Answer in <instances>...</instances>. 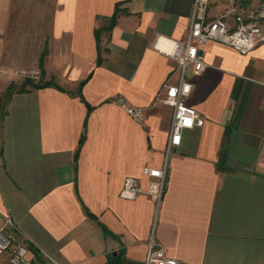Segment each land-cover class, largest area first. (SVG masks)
<instances>
[{
  "label": "crops",
  "instance_id": "1",
  "mask_svg": "<svg viewBox=\"0 0 264 264\" xmlns=\"http://www.w3.org/2000/svg\"><path fill=\"white\" fill-rule=\"evenodd\" d=\"M50 1L42 52L7 35L25 31L12 15L43 32L39 10L0 0V224L10 215L18 239L62 264H143L152 229L178 264H264V41L246 52L200 46L206 67L188 69L185 102L204 122L168 154L156 208L148 195L119 191L129 175L146 187L142 168L165 162L172 107L157 97L178 65L154 43L185 38L196 0ZM118 1L123 11L107 27ZM41 56L56 86L17 85L5 99ZM125 106L147 115L136 120Z\"/></svg>",
  "mask_w": 264,
  "mask_h": 264
},
{
  "label": "built area",
  "instance_id": "2",
  "mask_svg": "<svg viewBox=\"0 0 264 264\" xmlns=\"http://www.w3.org/2000/svg\"><path fill=\"white\" fill-rule=\"evenodd\" d=\"M206 0H196L189 27L183 40L167 39L170 49L158 47L161 36L156 38L154 45L173 58L178 65V78L174 82L163 84L161 99L172 107V117L166 146L165 162L160 167L144 166L142 173L148 177L146 187L141 185L139 178L126 176L119 191V196L134 199L139 194L148 195L158 208L166 187L167 157L172 148L179 145L185 129L200 126L204 122L202 114L185 102L191 90V82L186 79L190 68L193 74L200 73L206 62L200 46L208 40L225 43L240 52H246L254 45L264 41V29L256 21H245L241 14L234 17L231 24L226 14L212 19L205 16ZM126 111L136 120L142 118V111L136 106H125ZM18 226L10 215L3 217L0 224V256L7 254L8 264H36L39 257L49 264H62L51 253L40 246L31 249L30 240L18 239ZM143 264H178V260L166 254L164 247L155 237L154 229L147 238V251Z\"/></svg>",
  "mask_w": 264,
  "mask_h": 264
},
{
  "label": "rangeland",
  "instance_id": "3",
  "mask_svg": "<svg viewBox=\"0 0 264 264\" xmlns=\"http://www.w3.org/2000/svg\"><path fill=\"white\" fill-rule=\"evenodd\" d=\"M218 6L220 8L219 15L226 14V19L232 24L234 22V17L238 14H241L243 16V19L245 21H251L254 20L257 22V24L264 29V0H206V9H210V7ZM28 9V10H34L37 9L40 12V27L44 29L43 32L39 31L38 34L30 32V28L32 24L30 17H22V18H15L13 15L10 17V21L13 19L21 20L22 28L21 30L25 31L22 33L14 32L13 30L8 32V38L11 40L13 39H21L26 42L27 46H37L38 51H45L46 47L42 48L44 44H46L48 33L46 31L45 25L47 24V20L49 18V11L51 9V1L50 0H14L12 9L18 10V9ZM35 14V13H34ZM217 15V16H219ZM215 16V17H217ZM214 17L207 16L206 19H212ZM17 22V21H16ZM35 26H32V28ZM44 43V44H43ZM20 80L17 81L15 86L20 85L23 80L26 77H29L33 79L34 81H38L40 77V69L37 72H24L21 73L19 76ZM26 86H29L26 85ZM158 100L164 104L163 100L161 99V96L157 97ZM144 115H147V112L142 111V117L144 118Z\"/></svg>",
  "mask_w": 264,
  "mask_h": 264
},
{
  "label": "trees",
  "instance_id": "4",
  "mask_svg": "<svg viewBox=\"0 0 264 264\" xmlns=\"http://www.w3.org/2000/svg\"><path fill=\"white\" fill-rule=\"evenodd\" d=\"M121 1H118L115 3V7H114V11L112 13V15L110 16V21H109V24L107 27H110L112 26L116 19H117V16L118 14H120L123 10L120 9L119 5H120ZM95 36H96V40L98 41L99 39V29H96L95 30ZM98 47V56H97V63L100 64L101 63V57L99 55V51H100V48H99V45L97 46ZM41 60H42V56L40 57V60H39V67H40V77H39V80L38 81H34L33 79L29 78V77H26L23 82L20 84L18 90H25L26 88V85H30V86H33V87H42V86H47V85H55L56 84L53 82L52 79H49V80H45L44 79V71L43 69L41 68ZM84 81H81V84L83 83ZM15 84L13 82H11L7 88H6V92H5V95H4V98L5 99H8L10 94L15 91Z\"/></svg>",
  "mask_w": 264,
  "mask_h": 264
},
{
  "label": "bare ground",
  "instance_id": "5",
  "mask_svg": "<svg viewBox=\"0 0 264 264\" xmlns=\"http://www.w3.org/2000/svg\"><path fill=\"white\" fill-rule=\"evenodd\" d=\"M158 45L160 46V47H162V48H164V46H163V42H158ZM171 46V45H170ZM164 49H167V48H164ZM170 49V48H169Z\"/></svg>",
  "mask_w": 264,
  "mask_h": 264
}]
</instances>
